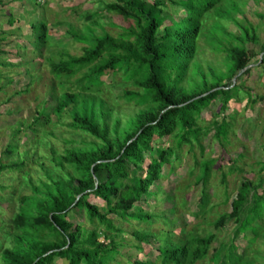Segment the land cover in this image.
Returning a JSON list of instances; mask_svg holds the SVG:
<instances>
[{"label": "trees", "instance_id": "1", "mask_svg": "<svg viewBox=\"0 0 264 264\" xmlns=\"http://www.w3.org/2000/svg\"><path fill=\"white\" fill-rule=\"evenodd\" d=\"M224 1L109 0L104 10L131 21L132 25L123 28L118 37L109 33L97 35L94 26H100L95 20L99 14L90 15L87 17L90 25L85 26L87 36L73 35L76 42L85 45L83 54L50 60L51 73L71 87L56 98L51 113L45 106L37 110L30 126L35 137L38 125L51 124V115L60 119L68 111L72 120L68 127L94 140L81 141L61 155L52 149L53 167L62 170L65 177L55 179L46 170L47 181L28 176L27 166L31 162L38 165L31 150L19 152L16 145L8 146L6 153L17 154V160L2 164L0 174L6 171L23 174L22 178L29 179L33 193L21 196L15 217L6 228L12 242L1 250L2 264H54L56 259L68 264H111L119 252V236L124 232L116 221L151 222L139 204L154 196L152 189L163 178L165 167H169L170 173L174 171L178 149L184 145L192 150L195 145L202 148L204 135L211 131V126H202L203 113L217 101L223 118L211 125L222 145L223 156L227 154L224 143L232 126L229 119H233L230 103L239 97L241 76L251 72L256 54L246 45L258 42V31L249 22L235 21L233 14L239 11V5L230 1L223 6ZM168 8H173L180 18H175ZM211 13L221 21L235 22L239 29V33L231 34L221 29L222 24L215 23L213 32L222 31L229 39V47L219 43L222 39L219 41L217 36L212 38V43H217L216 51L224 52L227 59V71L216 74L212 69V81L196 62L204 20ZM33 29L35 43L43 49L48 45L47 22L40 20ZM261 50L264 53V44ZM192 70L201 78L192 80L187 87ZM109 72L122 74L129 84L122 98L140 108L123 132L120 120L111 126L112 108L97 97ZM20 132L15 131V137ZM167 137L172 138L174 146L164 148L159 143ZM67 143L73 146L76 142ZM215 164L214 159L200 163L197 184L202 191L197 216L204 215L210 205L208 184ZM226 178L224 175L223 183ZM263 185L264 178L259 184L245 180L232 202L231 214L219 217L215 229L221 231L230 220L235 223V238L252 232L255 236L251 240L256 241L260 236L259 222L264 221ZM90 196L103 202L106 211L90 202ZM166 235V239L158 240L155 260L138 258L129 260V264H197L208 257L217 239L215 234L199 236L184 231ZM152 236L133 233L141 253L144 244L150 245ZM236 251L234 242L224 244L213 262L240 264L244 256H238Z\"/></svg>", "mask_w": 264, "mask_h": 264}, {"label": "rangeland", "instance_id": "2", "mask_svg": "<svg viewBox=\"0 0 264 264\" xmlns=\"http://www.w3.org/2000/svg\"><path fill=\"white\" fill-rule=\"evenodd\" d=\"M230 1L239 5V11L233 14L235 21L251 23L258 31V42L246 45L248 50L255 52L256 57L250 74L241 76L238 99L230 103L229 113L233 119H229L232 126L228 141L224 143L227 154L223 156L222 145L216 139L211 125L214 121L221 122L223 118L222 114L219 115L221 104L217 101L203 113L202 126H211V131L204 135L202 148L195 145L192 150L189 145H184L178 149L179 160L173 161L174 171L170 173L169 167H165L163 178L152 189L154 196L139 204L150 216L151 222L116 221L117 225L121 224L124 232L119 236L121 245L111 264H129V260L138 258L153 261L156 259L160 240L166 239L169 232L179 235L182 231L192 235L217 236L208 257L197 264H216L213 262L214 255L224 244L232 242L237 246V255L244 256L240 264H264V221L259 222L260 236L256 241L251 240L255 236L252 232L235 238L233 221L228 220L221 231L214 226L219 217L231 214L232 202L245 180L259 184L264 178V53L261 50L264 44V0H225L223 6L229 5ZM108 2L109 0H0V166L17 160V154L6 153L8 146L14 144L19 152L31 150V156L34 154V159L42 166L40 168L35 162H31L26 168L28 176L47 181L46 170H50L55 179L65 177L62 170L53 167L52 149L57 155H61L67 149L78 146L81 141L89 143L94 140L68 127L72 122L68 111H64L60 119L51 115V124L38 125L36 137L30 126L36 119L38 109L45 106L48 113H51L56 98L71 87L64 84V79H58L51 73L49 62L58 61L67 55L83 54L85 45L76 42L73 35L79 33L87 36L85 26L91 22L87 20L88 16L99 14L95 20L100 26H94L97 35L109 33L118 37L123 28L132 25L131 21L106 12L104 4ZM168 9L178 18L173 8ZM40 20H45L48 25V45L43 49L35 43L36 34L33 29ZM225 20L221 21L214 13L209 14L204 20L199 40L200 51L196 62L210 81L214 77L212 69L216 74L227 71L226 55L216 51L217 43H212V38L215 35L219 41L222 39L219 43H223L224 47H229V39L222 31L213 32L215 23L222 24L221 29L224 28L227 33H239L235 22ZM200 78L199 73L192 70L186 86L190 87L192 80ZM103 79L106 85L97 97L103 98L112 108L111 126L120 120L123 132L127 122L140 112V108L122 98L123 90L129 88L122 74L109 72ZM72 88L75 89L74 86ZM18 129L21 132L15 137ZM72 141L76 142L73 146L67 143ZM159 143L164 148L174 146L171 137L164 138ZM213 159L217 160V164L213 167L208 184L212 199L206 213L197 216L202 191V187L197 184L201 175L200 163ZM22 175L15 171L0 174V264L2 248L12 242L7 237L6 228L10 227L15 217L18 201L21 196L33 193L29 179L25 176L22 178ZM224 175L227 176L225 183ZM1 186L6 188L2 189ZM88 200L99 204L106 211L103 202L93 196ZM135 232L153 235L149 239L150 245H143V253L136 248L138 241L133 237ZM54 264L68 263L56 259Z\"/></svg>", "mask_w": 264, "mask_h": 264}, {"label": "water", "instance_id": "3", "mask_svg": "<svg viewBox=\"0 0 264 264\" xmlns=\"http://www.w3.org/2000/svg\"><path fill=\"white\" fill-rule=\"evenodd\" d=\"M236 79H237V78H236ZM236 79H235V80H236Z\"/></svg>", "mask_w": 264, "mask_h": 264}]
</instances>
